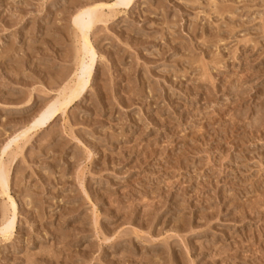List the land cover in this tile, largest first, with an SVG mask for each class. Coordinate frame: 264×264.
Segmentation results:
<instances>
[{
  "label": "rangeland",
  "instance_id": "rangeland-1",
  "mask_svg": "<svg viewBox=\"0 0 264 264\" xmlns=\"http://www.w3.org/2000/svg\"><path fill=\"white\" fill-rule=\"evenodd\" d=\"M0 264H264V0H0Z\"/></svg>",
  "mask_w": 264,
  "mask_h": 264
},
{
  "label": "bare ground",
  "instance_id": "bare-ground-1",
  "mask_svg": "<svg viewBox=\"0 0 264 264\" xmlns=\"http://www.w3.org/2000/svg\"><path fill=\"white\" fill-rule=\"evenodd\" d=\"M95 15V14H94ZM91 16V15H90ZM94 17V16H93ZM93 17H92V19H93ZM97 17H99L98 15H97ZM94 18V19H99V18ZM94 22V21H93ZM89 24V23H88ZM85 27H89V26H85ZM83 53H90L91 51H89V49L88 48H85V46L83 45V51H82ZM88 53V54H89ZM93 57V56H92ZM92 58L89 60V64L91 65L92 64ZM88 63V62H87ZM84 64V62H81L80 61V65L82 66ZM83 67V66H82ZM76 83V84H75ZM74 84V86H73V88L70 90L71 92L65 97V99L67 100L66 101V103H69V102H71L75 97H77V95L79 94V92H80V90H81V88L82 87H84L85 86V81H84V78H81L80 80H78L77 82H75ZM54 109L53 108H48L44 113H42L41 114V116L43 117V116H46V120L47 119H49L52 115H53V113H54ZM40 117V116H39ZM39 119H41V118H39ZM11 227V226H10ZM9 227V228H10ZM7 229V228H6ZM7 232H9V230H7Z\"/></svg>",
  "mask_w": 264,
  "mask_h": 264
}]
</instances>
